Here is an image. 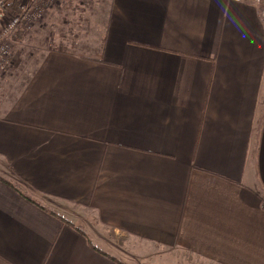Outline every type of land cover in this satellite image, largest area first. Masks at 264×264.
<instances>
[{
	"label": "crops",
	"instance_id": "1",
	"mask_svg": "<svg viewBox=\"0 0 264 264\" xmlns=\"http://www.w3.org/2000/svg\"><path fill=\"white\" fill-rule=\"evenodd\" d=\"M5 90L0 264H264L260 0H110L97 57Z\"/></svg>",
	"mask_w": 264,
	"mask_h": 264
},
{
	"label": "rangeland",
	"instance_id": "2",
	"mask_svg": "<svg viewBox=\"0 0 264 264\" xmlns=\"http://www.w3.org/2000/svg\"><path fill=\"white\" fill-rule=\"evenodd\" d=\"M260 1L264 5V0ZM109 7L110 0H56L49 8L41 11V16L36 21L22 22L24 24L21 23L23 25L21 41L17 43L15 40L16 30L10 38L11 66L6 72L0 73V94L7 89L13 95L48 50L61 49L97 57ZM92 221L93 224L90 220L87 224L98 229L102 227L96 219ZM104 231L97 234L101 241L123 244V240L111 235L110 229L106 228ZM124 246L123 244L122 248H125ZM130 253L135 255L128 250L129 257H134L130 256ZM124 254L128 257L126 253ZM159 256L168 264H213L184 251L161 252ZM156 257L152 256V259L159 258Z\"/></svg>",
	"mask_w": 264,
	"mask_h": 264
},
{
	"label": "built area",
	"instance_id": "3",
	"mask_svg": "<svg viewBox=\"0 0 264 264\" xmlns=\"http://www.w3.org/2000/svg\"><path fill=\"white\" fill-rule=\"evenodd\" d=\"M56 0H19L21 13L7 15L0 27V73L6 72L11 64L10 38L16 28L22 23H31L41 16V11L49 8Z\"/></svg>",
	"mask_w": 264,
	"mask_h": 264
},
{
	"label": "trees",
	"instance_id": "4",
	"mask_svg": "<svg viewBox=\"0 0 264 264\" xmlns=\"http://www.w3.org/2000/svg\"><path fill=\"white\" fill-rule=\"evenodd\" d=\"M19 13H21V11H20V5H19V0H0V14L1 15H17ZM22 24H24V23H22ZM19 26L21 27L22 25L20 24ZM26 198L29 201L34 202L31 198H29L27 196H26ZM50 212L54 216H56L57 218H59L62 222L66 223V224H69L70 226H74L70 221H68L64 217L59 216L55 212H52V211H50Z\"/></svg>",
	"mask_w": 264,
	"mask_h": 264
}]
</instances>
